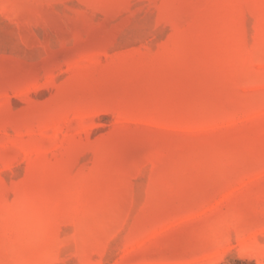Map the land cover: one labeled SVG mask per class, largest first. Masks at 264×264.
<instances>
[{
  "label": "rangeland",
  "instance_id": "rangeland-1",
  "mask_svg": "<svg viewBox=\"0 0 264 264\" xmlns=\"http://www.w3.org/2000/svg\"><path fill=\"white\" fill-rule=\"evenodd\" d=\"M0 264H264V0H0Z\"/></svg>",
  "mask_w": 264,
  "mask_h": 264
}]
</instances>
